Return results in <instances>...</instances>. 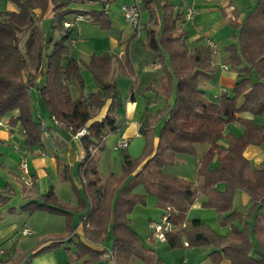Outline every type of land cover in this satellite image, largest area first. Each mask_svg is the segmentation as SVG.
Returning a JSON list of instances; mask_svg holds the SVG:
<instances>
[{"label":"trees","instance_id":"obj_1","mask_svg":"<svg viewBox=\"0 0 264 264\" xmlns=\"http://www.w3.org/2000/svg\"><path fill=\"white\" fill-rule=\"evenodd\" d=\"M8 1L17 10L0 11V117L7 116V126L17 125L22 131L26 150H41L44 146V135L53 128L44 123V115L72 136L81 128L86 130L79 138L84 149L80 167L85 198L75 191L77 205L69 206L50 187L19 207L20 213L44 211L63 216L66 221L65 235L47 236L29 253L30 257L61 247L70 250L65 246L68 243L74 244V254L81 264H106L100 259L106 250L97 245L110 233L115 264H132L134 260L162 264L144 244L130 217L134 207L145 204L146 194H150L161 218L166 217L172 225L164 243L170 249L209 246L213 264L223 259L229 264H264V168L253 167L244 156L247 146L264 143V125L256 121L264 112V0H257L240 24L232 23L238 31L233 32L234 41L223 51L224 65L235 73V82L231 90L216 97H209L201 86L202 82L217 83L221 66L214 62L216 50L207 43L187 45L186 35L180 31L184 19L180 2L142 0L140 19L143 12L146 19L140 20L139 33L133 30L120 42L124 44L122 56L118 51L93 53L81 65L70 53L73 29L64 28L63 22L82 14L100 28L109 29L105 9L79 8L86 3L101 7L102 0ZM49 7L50 30L43 27L41 19ZM36 10L41 12L40 17L35 15ZM22 35L26 36L24 48L20 46ZM114 65L118 75L134 78L131 99L137 92H154L165 102L172 98L173 103L166 105V118L157 135L152 124L159 115L156 121L146 116L145 123H140V135L146 138L144 155L141 160L123 156L124 174L132 177L109 201L97 162L89 158V148L97 147L98 152L109 133L120 131L118 86L110 78ZM83 66L92 76L94 91L85 90ZM37 100L43 112L36 116L33 111ZM231 125L239 126L241 132L227 130ZM55 143L66 145L58 139ZM199 144L206 146L199 159L194 189L164 168L186 156H196ZM54 155L59 175L68 180L69 167L56 152ZM138 185L145 193L134 191ZM237 191L247 194L251 203L245 216L233 208ZM10 194L6 186L0 187V208L7 205ZM198 196L202 197V207L214 209L219 223L229 226L226 235L217 234L198 217L190 216ZM73 209L81 212L84 239L74 237L70 219ZM235 222L244 225L239 227Z\"/></svg>","mask_w":264,"mask_h":264},{"label":"crops","instance_id":"obj_2","mask_svg":"<svg viewBox=\"0 0 264 264\" xmlns=\"http://www.w3.org/2000/svg\"><path fill=\"white\" fill-rule=\"evenodd\" d=\"M8 1V0H7ZM116 0H102L101 7H98L94 3H86L82 5V10L91 11V10H102L105 9V12L108 15L109 20V30H112L114 37H110V50L114 52H119V56H122L124 50V44H120L126 40L122 38V32L126 27V22L122 16L120 11V6L122 4L128 3L130 0H119V7L110 11L111 5ZM175 4L182 3L181 13L184 14V4L183 0L173 1L170 0ZM189 4H191L194 8V15L190 20L184 21L181 24L180 31L186 35V43L188 46H193L196 44H205L207 40H212L216 44V55L214 56V62L221 66V72L219 73L217 83L214 84L218 89L219 93L217 96L224 90H231L234 86L235 82V73L232 72L230 69H224V57L220 56V51L217 46L220 45V48L223 51V48L231 42V37L234 31H238V29H234L232 32V23L236 22L240 24L243 19L245 18L246 14L252 9L255 5L257 0H251L248 4L247 9H242V6L234 0H186ZM10 2V1H8ZM11 3V2H10ZM15 9L12 8L9 4L6 5L5 10L15 11L17 7L15 4ZM78 8V7H76ZM51 7L48 8L46 13L41 17V19L46 18L50 21L51 17ZM35 15L37 17L41 16V12L39 10L35 11ZM143 17V13H142ZM70 18H72L70 16ZM69 18V19H70ZM186 23V24H185ZM185 26V27H184ZM74 30V29H73ZM83 30V29H82ZM76 34L77 38H80V33ZM81 41H76L75 44L70 45V48L74 45H78ZM76 54H71L76 60L79 59L81 63H87L90 56L93 53H98L96 50L91 51L88 46L80 45L78 47ZM224 52V51H223ZM225 54V52H224ZM78 56V57H77ZM217 57V60L215 58ZM219 58L222 60L220 61ZM78 62V60H77ZM153 69V68H152ZM256 77V76H255ZM134 79V78H133ZM203 88L206 89L205 86ZM216 97L215 95H212ZM131 98V96H130ZM34 109V114L37 116L41 114L42 107L37 100ZM16 116L17 114L14 113ZM244 116L250 117L249 114L245 113ZM262 121L261 124L264 125V118L259 116ZM0 120L6 124L5 126H0V170L4 173L3 177V186H6L10 191V197L7 205L0 208V248L3 249L4 253L0 256V262L2 264H16L15 255H12V248L15 244V237L19 236L18 229L28 228L30 230V234L22 236L26 237L29 235H33L31 237L34 246L31 250L27 251V254L30 252H34V250L39 247V242L42 241L49 235H56L61 236L65 235L66 233V221L63 218L61 224V220H54L52 217L54 214L40 211L41 213H46L42 215H37L38 220L37 225L36 222L33 220L32 215L34 213L28 215L26 213H20L19 207L31 199H37L40 195L45 194L50 187H53L54 190L57 192L61 200L65 203L73 204L74 206L77 205V195L75 191L83 190L84 192V178L82 175L80 164L84 159V149L79 140L74 139L72 135L69 134L68 131L64 130L59 125H54L49 132V135H44V146L41 147L42 154L40 156H32L28 157V165L31 171V174L34 178V185L32 187L24 186L19 179V171H18V162L25 154L26 149L24 148L23 144V134L22 131L18 128L17 125L13 126L12 128L7 126L8 117L3 116L0 117ZM257 121V118H256ZM128 124V121H126ZM52 124V123H51ZM122 123L120 125V131L123 128ZM135 130L138 132L140 130V123L135 122L133 123ZM237 125H231L227 127V130H233L236 134L241 132V128H237ZM119 131V132H120ZM140 132V131H139ZM55 139L63 141L66 143L64 147H59L55 143ZM222 145H226L224 142H221ZM15 147H19L16 150ZM54 152L63 159L64 163L69 167L70 171V178L68 180H63L57 171V164ZM244 156L251 162L252 166L255 168H264V143L259 145H249L245 148ZM78 163L77 172H74L73 169L75 165ZM199 164V163H198ZM81 180V182H80ZM186 181L185 179H180ZM58 181V182H56ZM61 183H68L70 189L72 190V194H69V201H65L60 196L56 186L57 184ZM236 193L240 194L241 202L247 207L250 208V201L247 194L242 191H237ZM235 193V194H236ZM236 197V195H235ZM234 197V198H235ZM233 198V205L235 203V199ZM197 199V198H196ZM195 199V200H196ZM202 199V197H201ZM87 201V199H86ZM68 204L69 206H71ZM195 201L191 208L195 206ZM234 208V206H233ZM9 209H13L14 213H9ZM235 209V208H234ZM237 211V209H235ZM239 212V211H237ZM240 213V212H239ZM264 213V212H263ZM56 215V214H55ZM54 215V216H55ZM60 216V215H58ZM81 217V214H79ZM52 217V218H51ZM59 219V218H57ZM151 221V220H149ZM236 223V222H235ZM73 224V223H72ZM134 227L136 225L134 224ZM138 234L140 235L141 239L143 240L144 244L151 248L155 255L161 259L162 264H168V262L164 261L162 251L168 250L169 247L166 246L164 243L156 241L153 237H151L150 230L147 228L145 224L142 227V230H138L135 228ZM141 232V233H140ZM74 237H79L84 239V229L82 225V221L74 226ZM110 235V237H109ZM76 237V238H77ZM255 238V237H253ZM111 239L112 236L110 233L107 234V238L97 245L98 248H103L106 250L100 259L102 262H106V264H115L114 259L111 256V249H112V242L111 247H105V241ZM73 241L76 242L77 239L73 238ZM65 246L70 247V250H64L66 255H70L69 258H63L65 260L64 264H81V260L76 259L74 254V244L65 243ZM5 249V250H4ZM62 249L58 248L51 251H44L38 253L34 256H29L26 258V264H63L62 257L57 256V251ZM205 248L198 247V248H189L184 245L183 248L174 250L177 257L180 261L175 262V264H213L211 259L209 258L208 254L212 250V248H208V250H203ZM162 252V253H161ZM132 264H145L139 262L138 260H134ZM219 264H229V262L223 259Z\"/></svg>","mask_w":264,"mask_h":264},{"label":"rangeland","instance_id":"obj_3","mask_svg":"<svg viewBox=\"0 0 264 264\" xmlns=\"http://www.w3.org/2000/svg\"><path fill=\"white\" fill-rule=\"evenodd\" d=\"M173 1H179V0H173ZM234 1L239 3L242 6V9H247L249 7L248 4L251 0H234ZM7 4H9L10 6H12L13 9H15L13 3L8 2L7 0H0V11H4L6 9ZM118 7H119V0H116L111 5L110 11ZM146 15H147L146 12H143V17H141L142 20L140 19L142 22L145 21ZM42 25L45 29L50 30L49 21L46 18H43ZM231 28L233 32L235 28L234 27ZM76 32L80 33L81 41L78 45H74L70 48L71 54H76L77 53L76 49H78L80 45L88 46L91 49V51L96 50L99 53L114 52L110 50V46H109L110 37H114L112 30L110 31L109 29H102L90 21H79L78 25L72 31V36H71L72 39H76L79 41L80 38H77L78 35L76 34ZM132 32L133 29L126 24V27L122 32V38L125 39L128 38L132 34ZM54 33H55L54 37L55 39H57L58 34L57 32ZM25 39L26 36L22 35L20 46L23 48H24ZM231 41H234V39L233 40L231 39ZM217 47L219 48L220 56L224 57L225 54L220 48V45ZM77 60L79 64L82 65L81 61L79 59ZM215 60H217V57L215 58ZM219 60L222 61L220 58ZM150 68L151 70H153L152 69L153 66L152 67L150 66ZM81 73L85 83V90L87 92L94 91L96 89V86L94 85L92 76L90 75L87 68L83 66ZM110 78L115 80L118 86L117 99L120 104V108L118 110L117 124L118 125H121L122 123L124 124L120 132L118 131V132L109 133L104 138L102 142V148L98 152H96V154L93 156L97 162L96 164H97L98 176L100 178V181L101 183H103L104 187L108 190L107 193H108L109 201L112 200L113 195L117 191V189L128 184V182L132 177L131 175L129 176L124 174L122 167L123 156L128 155L131 159L141 160L144 155L146 138L144 135L138 136V132L135 130L133 123L144 122L146 116H148L149 120L156 121V116L159 115L160 117H158L157 121L152 124L153 132L155 136L159 133L160 128L166 118V108H167L166 105L167 104L172 105L173 103L172 98H168V100L165 102L164 98L161 95L156 94L154 92H143V93L137 92L134 95V98L131 99L130 98L131 86L133 84L134 79L131 77L118 75L117 68L115 65L112 68ZM201 86L206 87L207 95L209 97H212V95L217 96V94L219 93V91L217 90L218 88L214 84L202 82ZM32 94L34 95V97L36 96L37 98V94L35 92H33ZM147 101L148 103H146ZM34 107H36V105H34ZM103 112L104 111H102L99 115H101ZM43 119L46 125L53 126V124H51L50 119L46 115H44ZM126 121H128V124ZM261 121L262 119L258 117L257 122L261 124ZM237 128L240 129L239 126ZM121 139H130L127 148L114 150L113 149L114 144ZM205 146H206L205 144L197 145L196 156L193 157L186 156L182 161L176 162L172 166L165 167L164 168L165 172L172 174L178 177L179 179H185L186 180L185 182L190 184V186L195 189L197 185L196 171L198 168L199 159L205 149ZM77 169H78V163L75 165L73 171L77 172ZM3 177H4V173L0 170V187L4 185ZM56 188L62 199H64L65 201H69L68 200L69 194H72L71 192L72 190L70 189L69 184L59 183L57 184ZM134 191L136 193H145L142 189V186L140 185L136 186ZM81 194L85 198L83 194V190H81ZM235 195H234L235 203L233 206L235 209H237V211H239L241 214L245 216L249 211V209L245 207V205L241 202L240 194L236 193ZM69 202L74 203L71 201ZM195 203H196L195 206H193L190 210L191 217H198L209 229L213 230L219 235H226L228 233L229 226H223L219 223L216 211L211 208L202 207L201 196L197 197ZM70 205L74 206L73 204ZM78 211L80 210H76V209L72 210L73 213L70 216V219L71 222L73 223V226H75L81 221V217L79 216L81 212ZM42 214H46V213H41L40 211H37L36 213H34V215H32V218L37 225H40V223H37V221H39L37 219L38 218L37 215H42ZM54 215L52 216L54 220H61L60 221L61 224L64 217L62 218V216H58V215L54 216ZM130 217L132 220V224H135L136 225L135 228H137L140 231L142 230V227H144L146 222H148V220L160 221L161 214H160V210L155 206V198L150 194H146L145 204L136 205L132 210ZM246 220L247 219L245 218V220L243 221L245 222ZM244 222L243 224L240 222H236L235 224L239 227H243ZM21 231L22 229H20L19 227L18 229L19 236L17 235V237L14 238L15 244L14 247L12 248L13 250L12 255H15L16 264H26V260H27L26 258L29 256V254H27V251L31 250L32 247L34 246L33 241L31 239L33 235L21 237L20 236ZM253 239L255 240V238ZM111 242H112L111 239L106 240L104 244L105 247H111ZM202 248H205L203 250H208V248L210 247L202 246ZM162 252L161 253L163 255V259L164 261L168 262V264H175V262L180 261V259L175 254V251L172 249L169 248L168 250H164ZM57 256L62 257L63 264L65 262L63 258L70 257V255H66L64 253V249L57 251ZM0 264L2 263L0 262Z\"/></svg>","mask_w":264,"mask_h":264},{"label":"built area","instance_id":"obj_4","mask_svg":"<svg viewBox=\"0 0 264 264\" xmlns=\"http://www.w3.org/2000/svg\"><path fill=\"white\" fill-rule=\"evenodd\" d=\"M141 4L142 0H130L126 4H122L120 6V11L122 13V16L128 26H130L133 30L137 31L139 33L140 31V15H141ZM184 4V14L183 17L185 20H190L192 16L194 15V8L191 4H189L186 0H183ZM79 21H89V19L82 15V14H76L70 19H67L63 22V27L67 29H74ZM77 40L72 39L69 41V45L75 44ZM207 44L210 45L214 50L217 51L216 49V44L212 40H207ZM224 69H227V67L224 65ZM261 116L264 118V112L261 114ZM0 126H5L1 120H0ZM86 130L84 128L79 129L74 135L73 138L79 140V138L85 134ZM138 136H140V132L138 131ZM130 139H121L118 140L114 146V150H119V149H126L128 146ZM16 150L19 149V147H15ZM98 148L97 147H90L89 148V153L90 157H93ZM42 154V151L38 148H33L31 150H26L25 154L23 157L19 160L18 162V171H19V179L20 182L26 186V187H32L34 185V178L33 175L31 174V171L29 169L28 165V157L32 156H40ZM148 228L151 231V234L153 238L160 242V243H165L166 242V232L171 230V223L166 219V217H163L160 219V221H149L148 222ZM30 234V230L28 228H24L21 231V235L25 236ZM4 253L3 249L0 248V256Z\"/></svg>","mask_w":264,"mask_h":264}]
</instances>
